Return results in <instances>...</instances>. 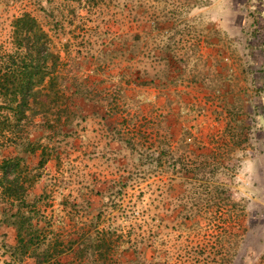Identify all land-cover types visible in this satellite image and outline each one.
Segmentation results:
<instances>
[{"label":"rangeland","instance_id":"obj_1","mask_svg":"<svg viewBox=\"0 0 264 264\" xmlns=\"http://www.w3.org/2000/svg\"><path fill=\"white\" fill-rule=\"evenodd\" d=\"M25 12L60 93L0 131V264H264V0H0L9 47Z\"/></svg>","mask_w":264,"mask_h":264},{"label":"trees","instance_id":"obj_2","mask_svg":"<svg viewBox=\"0 0 264 264\" xmlns=\"http://www.w3.org/2000/svg\"><path fill=\"white\" fill-rule=\"evenodd\" d=\"M12 26V47L0 41V109L4 110L5 121L4 127L0 124V131L4 140H9L15 127L27 119V110L34 105H45L60 93L61 55L52 47L48 32L27 12L16 17ZM28 173L20 157L3 161L0 164L2 198L23 201L26 184L32 185L37 179V174L31 176ZM31 246L32 241L24 243L27 249ZM54 248L52 253L47 250L43 262L64 255V247Z\"/></svg>","mask_w":264,"mask_h":264}]
</instances>
